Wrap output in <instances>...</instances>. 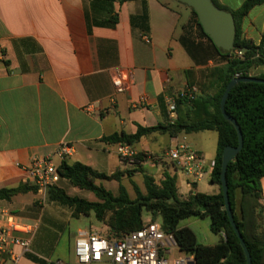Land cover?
<instances>
[{"label":"crops","instance_id":"obj_1","mask_svg":"<svg viewBox=\"0 0 264 264\" xmlns=\"http://www.w3.org/2000/svg\"><path fill=\"white\" fill-rule=\"evenodd\" d=\"M217 1L233 11L245 2ZM181 6L177 0H0V187L28 182L22 166L35 155L54 153L62 142L72 145L69 163L79 161L106 174L129 168L119 160L116 143L104 137L136 133L138 125L154 126L163 121L164 111L169 118L167 97L188 86L200 93L197 82L204 72L226 63L200 34L191 9ZM263 28L264 3L243 17L242 36L259 44ZM119 72H130V83L115 94L112 79ZM251 74H264V64ZM142 97L144 103L139 102ZM182 134L154 132L133 146L158 152L165 146L158 135L169 137V147ZM165 169L175 170L172 165L156 167L162 173ZM187 181L185 177L188 194L179 191L183 198L194 184L199 191L197 181ZM261 187L260 199H248L260 235L264 176ZM3 202L0 211L8 210ZM43 214L24 216L37 224L30 249L14 246L18 259L8 255L5 264L71 263L59 250L57 217L45 224ZM217 235L216 243L223 237ZM187 257L193 258L183 252L179 260Z\"/></svg>","mask_w":264,"mask_h":264},{"label":"trees","instance_id":"obj_2","mask_svg":"<svg viewBox=\"0 0 264 264\" xmlns=\"http://www.w3.org/2000/svg\"><path fill=\"white\" fill-rule=\"evenodd\" d=\"M213 2L218 7L230 11L234 16L236 37L233 52H219L211 38L203 31L196 12L191 7L190 9L200 34L211 42L221 57L226 59L225 65L204 72L201 80L197 82L200 93L194 99H178L180 115L174 122L170 121L164 111L163 121L154 126L138 125L136 133H114L104 139L112 143L135 144L142 137L154 132L175 137L179 133L214 130L218 134V140L209 180L210 183L218 185L219 191L214 194L200 192L195 190L194 184L188 197L183 198L179 193L177 172L165 169L159 181L145 174V192L136 188V196L132 198L122 182V176L132 175L140 169L127 168L106 174L82 162L69 163L64 160L58 168L62 179L57 185L51 186L47 194L51 203L71 209L73 217L89 216L93 213L98 221L108 227V237H122L126 233L140 229L143 226V212L150 211L160 216L164 230L174 235L180 251L192 255L196 264H247L244 248L226 210L221 185L223 150L227 145L237 146L239 142L236 126L227 120L221 111V99L227 84L236 74H239V77L264 78V74H251L254 68L264 64V28L259 44L242 36L243 17L255 5L264 3V0H245L235 11L224 7L217 0ZM243 48L246 50L242 56H238L236 51ZM162 106L165 109L164 103ZM181 106L185 107L184 111ZM225 109L228 115L236 119L244 138L242 150L229 162L227 168L231 211L252 257V264H264V233L260 235L257 232L259 223L248 203L249 198L262 197L264 83L237 82L229 92ZM98 180H116L119 183L118 193L115 194L103 183L97 182ZM63 181L92 192L97 200L69 195L60 185ZM37 189V186L29 182L14 187H0V200L10 201L18 193L36 192ZM36 205L33 203L27 208L37 214L39 208H36ZM190 216L210 217L211 230L216 234H223L221 240L214 245L202 244L190 227H179L180 221ZM30 257L43 263L35 255Z\"/></svg>","mask_w":264,"mask_h":264},{"label":"built area","instance_id":"obj_3","mask_svg":"<svg viewBox=\"0 0 264 264\" xmlns=\"http://www.w3.org/2000/svg\"><path fill=\"white\" fill-rule=\"evenodd\" d=\"M243 52L238 49L236 54L242 56ZM236 76L239 77V74ZM130 77V72H119L113 77L115 94L125 92ZM198 93L196 86H188L167 97V111L171 122L177 119L178 99L192 100ZM145 101V97H142L139 102ZM133 104L136 106L137 103ZM72 152V145L62 142L52 154L33 156L29 164L22 166L27 172V181L37 186L40 192H46L51 186L57 185L62 179L59 165ZM116 152L119 160L129 168H137L146 163L159 166L168 162L176 171L185 175L188 179L187 185L198 181L209 168L203 153L181 140L174 141L163 153L139 151L133 144L126 142L116 143ZM210 165L213 167L214 161ZM0 217V264H5L8 255L15 261L18 259L13 250L14 246L30 249L37 224L34 221H22L7 209L0 211ZM172 246H177L174 235L164 230L161 221L150 220L143 223L140 229L122 237H108L96 231L79 230L74 251L77 261L82 264H170L165 255ZM176 264L188 263L186 259H182L177 260Z\"/></svg>","mask_w":264,"mask_h":264},{"label":"rangeland","instance_id":"obj_4","mask_svg":"<svg viewBox=\"0 0 264 264\" xmlns=\"http://www.w3.org/2000/svg\"><path fill=\"white\" fill-rule=\"evenodd\" d=\"M179 3L180 5H182L181 7H185V4L181 2ZM158 137L163 141L165 145L163 149L158 152L163 153L168 148L167 144L169 142V137L165 135H158ZM180 138L182 142H187L193 149L202 152L206 163L209 164L208 171L197 181L198 190L208 194L216 193L218 187L215 184L210 183L209 178L211 172L210 162L213 161L217 150V132L214 130H203L198 132L183 133ZM154 142V139L150 141V143ZM168 165L170 166L171 164L168 162H163L159 166L152 165L151 163L141 165L142 168L138 166L137 168L140 169V171L134 172H138V174L128 175L123 181V184L126 186L130 196L132 198L136 196V188H140L143 192H145V174H149L153 176L157 181H159L162 175V171H157L156 167L166 166L168 168ZM177 172L178 188L179 191L185 196L189 192V187L185 185V175L180 171ZM97 182L103 183L108 189L112 190L115 193H118V182L116 180H98ZM60 185L67 191L69 195H76L89 200H97L96 196L92 192L81 189L77 186H73L67 181L61 182ZM3 203L6 204L8 210L12 214L19 217L22 221L28 220L26 217H24L25 215L29 217H35V215L38 216L41 210L44 211L43 223L45 224H49V222H51V219L57 217L58 220L55 221L54 228L59 232V250H62L65 256L70 258V264H82L76 262L74 251L75 240L77 238L79 228L95 230L96 232L106 236L109 234L108 227L102 222L98 221L93 213H91L89 216L81 215L79 217H73L71 209L60 206L56 203H51L48 199L47 191L40 192L37 189L36 192L27 191L25 193H18L17 195L12 197L10 201H5ZM33 203H36V208H39V213L37 214L34 213V211L32 212L28 210L27 208ZM13 211H17V213H14ZM142 216L143 223L150 220L161 221L158 214H153V212L150 211H144ZM210 223V217L202 218L198 216H190L182 219L180 225L190 226L194 228V230L198 233L200 241L204 242L205 244L212 245L217 242L219 236L212 232ZM165 256L170 264H176V260H179L183 256V252L180 251L177 246H172L168 248V252Z\"/></svg>","mask_w":264,"mask_h":264},{"label":"water","instance_id":"obj_5","mask_svg":"<svg viewBox=\"0 0 264 264\" xmlns=\"http://www.w3.org/2000/svg\"><path fill=\"white\" fill-rule=\"evenodd\" d=\"M188 7H191L197 14L198 20L203 28V31L211 38L219 52L229 53L235 49V37H236V24L233 14L230 11L224 10L213 2V0H177ZM243 51L246 49L243 48ZM239 81H258L264 83V78L256 76L248 77H233L227 84L225 91L221 99V111L224 117L231 121L237 128L238 131V145L231 146L227 145L223 150L222 155V170H221V185L223 195L225 199L226 210L246 254L247 264H252V257L246 246L245 240L234 220L231 204L229 199V190L227 182V168L231 160H233L237 154L242 150L244 144V138L239 124L236 119L226 113L225 104L228 98L231 88ZM188 264H196L195 259L187 257Z\"/></svg>","mask_w":264,"mask_h":264}]
</instances>
